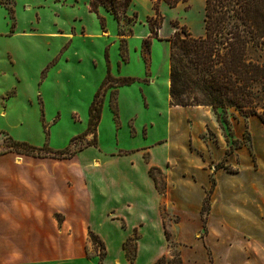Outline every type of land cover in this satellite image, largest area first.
<instances>
[{"label": "rangeland", "instance_id": "374dc122", "mask_svg": "<svg viewBox=\"0 0 264 264\" xmlns=\"http://www.w3.org/2000/svg\"><path fill=\"white\" fill-rule=\"evenodd\" d=\"M129 1L126 17L120 22L99 7L98 15L104 21L101 26V18L90 12V0H0V153H10L0 159V208L3 200L8 199L1 192L3 181L8 180L10 169L22 168L15 166L13 156L18 154L10 151L4 134L36 148L53 151L83 148L70 160L52 159L47 150L39 153L45 158H33L39 163L53 160L47 167L53 176L65 170L71 173L76 170L83 180L84 174L91 176V184L82 182L86 191L81 189L76 193L75 198L81 202L77 206L81 205L82 220L88 221L106 237L112 253L123 231L105 217V211L114 199L107 187L108 175L116 169L121 174L133 175L140 183L146 163L140 151L131 152L133 150L167 139L165 143L148 148L151 160L155 163L170 160L169 181L175 184L176 193L185 195L192 204L199 200L210 172L209 167H202L205 163L198 153L208 163L209 159L216 163L221 158L218 161L221 170L239 172L237 175L225 172L215 175L219 185L215 207L220 203L224 211L233 207L253 216V200H258L264 190V128L256 117H244L229 110L225 122L222 114L214 115L205 108L184 109L166 116L165 110L174 111L169 98L168 40L181 29L194 37L202 36L204 0H178L174 6L168 5L166 0ZM147 43H150L148 47ZM119 49H122L120 53ZM105 50H108L114 72L118 59L120 61L119 55L130 62L122 68L121 75L124 76L142 81L145 78L143 63H146V71L153 82L144 92L150 107L145 109L143 106L148 105L139 91L143 84L138 86L136 81L122 88L118 100L121 129H115L111 111L105 104L97 143L85 147L93 140L91 134L84 136L87 106L104 74ZM135 115L133 122L131 118ZM133 124L136 137L129 135ZM145 124L152 126L142 127ZM146 135L144 139L142 136ZM187 140L193 152L187 148ZM222 140L228 143L227 146L233 142L242 143L243 147L234 155L222 158L226 147ZM250 151L257 154L260 164L255 154L253 166ZM109 154L119 156L107 157ZM24 166L46 167L44 164ZM253 167L260 171L253 172ZM181 171L192 173L204 187L181 183L177 177ZM153 176L160 187L167 188L161 174L154 171ZM119 190L123 195L121 187ZM36 194V190L24 184L23 189L13 191L12 197L21 201L33 199ZM72 197L74 199V193ZM161 209L164 227L170 237V229L177 219L165 204ZM94 247L96 251L90 254L101 261L104 251L100 246ZM127 247L132 252V242ZM169 247L167 261L177 263V246L172 243Z\"/></svg>", "mask_w": 264, "mask_h": 264}, {"label": "crops", "instance_id": "0c3cea01", "mask_svg": "<svg viewBox=\"0 0 264 264\" xmlns=\"http://www.w3.org/2000/svg\"><path fill=\"white\" fill-rule=\"evenodd\" d=\"M98 17L100 16L98 15ZM105 52L104 74L94 94L107 74L108 65L109 73L113 78L128 77L137 80L139 82L138 86L143 84V86H140L139 91L145 99V103L148 104L147 106H143L145 109H148L150 107V100L144 92L146 88L152 86L153 82L152 76L146 71V63L143 61L145 78L140 81L137 77L121 75L122 68L130 62L126 59L125 62H122L120 55V61L118 59L116 72H114L113 66L109 61L108 50H105ZM120 52L121 49H119ZM117 67L120 69L119 71ZM125 87L128 86L117 88L115 95L112 94L114 89L110 88V86H105L101 90L103 92L101 94L103 102L100 122L96 129L97 140L99 137L98 127L102 120L105 104L111 111L115 129H121L118 100L121 89ZM108 91L110 92L109 98L106 97ZM94 94L92 97H94ZM112 105L115 106L118 113L116 118L111 109ZM89 106L90 104L87 106L88 109ZM173 108L174 111L165 110L166 116L171 112H180L184 109H195L197 111L204 107ZM135 117L136 115L131 118L133 122ZM209 125L210 128L213 127L211 123ZM144 126L150 128L152 124H145L142 127ZM261 126L264 128L262 123ZM129 135L131 137H136L137 135L134 124ZM147 135L142 137L146 139ZM188 140L187 148L193 152ZM222 141L225 142V140ZM165 142H167V139L158 140L152 146ZM227 144L224 147L222 158L234 155L243 147L241 143L242 146L240 148L234 149L230 154H226V151L229 148H233L237 143L233 144L231 142V145L228 146ZM152 146L141 147L131 151H140V155L146 163L145 172L140 179V183L129 173L121 174L116 169L109 172L107 187L111 190L112 197L115 200L113 199V204L108 203L109 206L105 211V217L109 222L116 224L120 232L123 231V236L118 238L113 253L110 250L106 237L97 232L96 228L88 221L82 220L79 210L81 205L77 206L81 202H78L75 198L76 193L81 192V189L86 191V188H83L82 182L85 181L86 184H91L92 179L89 178L91 176L84 174L85 180H83L81 174L76 170H74V173L65 170L62 173H54L53 176L47 168L53 160L47 159V162L39 163L35 161V157L25 155L13 156L15 166L19 167L20 165L22 168L10 169L8 180H4L1 187L3 188L1 192H4V196L8 199L3 200L1 203L3 205L0 208V264H155L159 258L166 257L169 254V245H172V243L177 246L176 249L178 250L181 264H264V190L258 200H253V216L248 215L246 211H236L233 207L230 211H224V208L219 205L220 203H218V207H215L217 204L216 196L219 191L215 175L223 172L237 175L239 172L231 173L223 169L221 170V168L216 169V165H219L218 161L221 158L216 163L209 159L208 163L197 152L202 163H205L202 167L204 169L209 167L210 169L206 187L198 183L192 173L181 171L177 175L181 183H191L195 186L198 184L204 187L199 200L196 204H192L185 195H178L175 184L169 181V170L172 168L170 160L164 159L162 163H155L151 160L148 148ZM245 149L247 148L245 147ZM145 152L147 158L145 157ZM8 154L0 156V159ZM255 154L254 152H249L253 166H255ZM110 156L119 155L109 154L107 157ZM257 161L260 164L258 156ZM25 164H44L46 167H27L24 166ZM95 164L98 165V162ZM131 164L133 165L132 161ZM151 168L156 169L166 180L167 188L166 186L161 187L163 188V193H160L156 189L154 181L149 175ZM260 168L255 170L253 167V172H259ZM212 180L214 186L212 187L210 197V207L206 214H202L203 201L206 192L211 188ZM24 184L29 185L37 191L35 198L19 201L12 197L13 191L17 188L23 189ZM78 186L81 188L79 189ZM4 187L6 188L4 189ZM120 187L122 188L121 192H124L123 195L120 193ZM147 190H149L150 195L145 193ZM73 193L74 199L72 197ZM8 195H11V198ZM164 204L166 205V209L171 212V215L177 219V222L170 229L169 242L165 236L166 228L164 227L161 209ZM91 231L99 237L104 245L101 261L96 260L97 256H94V254L93 256L90 254L96 251L88 236V233ZM134 238L135 258L131 262L126 256L123 244ZM111 255H113L112 259Z\"/></svg>", "mask_w": 264, "mask_h": 264}, {"label": "trees", "instance_id": "16d2710c", "mask_svg": "<svg viewBox=\"0 0 264 264\" xmlns=\"http://www.w3.org/2000/svg\"><path fill=\"white\" fill-rule=\"evenodd\" d=\"M166 2L174 6L178 0ZM129 4V0H90L89 6L90 12L94 13H97L99 7H103L120 22L126 17ZM203 11L202 36L194 37L186 29H181L168 40L170 106L209 108L214 115L222 114L223 121L226 120L228 111L233 110L244 117H256L264 125V0H204ZM100 23L104 26L102 19ZM149 31L153 32L151 23ZM149 44L147 43V47ZM121 61L125 62L123 55ZM136 81L128 77L113 78L107 65V74L88 109L84 136L91 134L93 140L87 142L85 147L95 146L97 143L96 129L103 102L101 90L110 86L114 89L112 94L115 95L117 88L129 86ZM111 109L116 118L118 113L115 106L112 105ZM4 135L9 141L10 151L18 155L45 158L46 156L39 153L47 150L52 158L67 160L83 149L53 151L45 147L36 148ZM240 146L242 144L237 143L226 154ZM2 155L4 153H0ZM220 168L216 165V169ZM154 171L158 172L151 168L149 175L156 189L163 193V188L153 176ZM213 186L212 180L211 188L206 192L203 201L202 214L209 210ZM88 236L94 246H100L104 250L97 235L89 232ZM165 236L169 242L166 230ZM134 241L135 238L123 244L126 256L131 262L135 258ZM129 242H132V252L127 247ZM177 261H167L163 256L155 264H181L180 259Z\"/></svg>", "mask_w": 264, "mask_h": 264}]
</instances>
